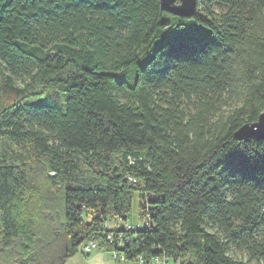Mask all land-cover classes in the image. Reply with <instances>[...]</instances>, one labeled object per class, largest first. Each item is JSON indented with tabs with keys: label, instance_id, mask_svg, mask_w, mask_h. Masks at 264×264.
Segmentation results:
<instances>
[{
	"label": "trees",
	"instance_id": "trees-1",
	"mask_svg": "<svg viewBox=\"0 0 264 264\" xmlns=\"http://www.w3.org/2000/svg\"><path fill=\"white\" fill-rule=\"evenodd\" d=\"M262 111L264 0H0V264L264 256Z\"/></svg>",
	"mask_w": 264,
	"mask_h": 264
},
{
	"label": "rangeland",
	"instance_id": "rangeland-1",
	"mask_svg": "<svg viewBox=\"0 0 264 264\" xmlns=\"http://www.w3.org/2000/svg\"><path fill=\"white\" fill-rule=\"evenodd\" d=\"M217 12H220L218 7H215ZM144 60L139 59V63L143 64ZM136 65L133 64L128 68V73L133 74L135 72ZM22 84V83H19ZM139 196L135 195L132 203V214L137 216ZM230 254L237 259L242 260L245 264H264V256H259L258 258H253L248 251L245 249L232 246L230 249ZM66 264H115L114 260L110 257L109 252L102 249H95L90 253L83 251L82 246L77 251V253L70 258Z\"/></svg>",
	"mask_w": 264,
	"mask_h": 264
},
{
	"label": "water",
	"instance_id": "water-1",
	"mask_svg": "<svg viewBox=\"0 0 264 264\" xmlns=\"http://www.w3.org/2000/svg\"><path fill=\"white\" fill-rule=\"evenodd\" d=\"M161 9L174 15L190 17L196 12L197 0H160ZM238 137H264V111L257 121L244 123L236 132Z\"/></svg>",
	"mask_w": 264,
	"mask_h": 264
},
{
	"label": "built area",
	"instance_id": "built-area-1",
	"mask_svg": "<svg viewBox=\"0 0 264 264\" xmlns=\"http://www.w3.org/2000/svg\"><path fill=\"white\" fill-rule=\"evenodd\" d=\"M126 227H130V225H127V223H125ZM128 229V228H127ZM119 234H123V232H120ZM113 235L110 234L108 235V238H112ZM121 237V241L120 243L123 241L122 236ZM98 248V244L97 242L93 241V240H88L87 243H85L83 245V251L86 253H90L91 251L95 250ZM114 259L116 262L115 264H181L179 259L177 258H171V257H167V256H153L151 258L146 259L144 256L142 255H138L132 259H127L124 255H116L114 254Z\"/></svg>",
	"mask_w": 264,
	"mask_h": 264
}]
</instances>
